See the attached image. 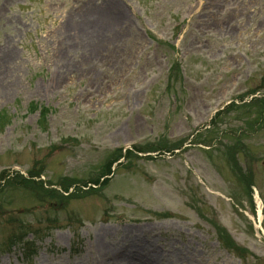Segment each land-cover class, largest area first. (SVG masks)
<instances>
[{"label": "rangeland", "instance_id": "rangeland-1", "mask_svg": "<svg viewBox=\"0 0 264 264\" xmlns=\"http://www.w3.org/2000/svg\"><path fill=\"white\" fill-rule=\"evenodd\" d=\"M254 98L264 0H0V264H264Z\"/></svg>", "mask_w": 264, "mask_h": 264}, {"label": "trees", "instance_id": "trees-1", "mask_svg": "<svg viewBox=\"0 0 264 264\" xmlns=\"http://www.w3.org/2000/svg\"><path fill=\"white\" fill-rule=\"evenodd\" d=\"M249 104H251V105H255V107L256 106H258L260 109H259V111L257 112V113H260V110L262 109V111L261 112H264V99H258V100H254L253 102H251V103H249ZM234 106V104L232 105V107ZM33 107V106H32ZM36 109V107H33V109ZM41 113H42V115H46V114H48L47 113V111L45 110V108H43L42 110H41ZM116 156V157H115ZM114 157H112L113 158V160H115V161H117L118 159H120L121 158V156H122V152H121V150H117L116 151V155H115ZM233 161H235V159H233ZM108 171H110V167H108ZM98 182V181H97ZM96 182V183H97ZM106 182V181H105ZM220 229V228H219ZM221 242L224 244L225 242H223L222 240H221Z\"/></svg>", "mask_w": 264, "mask_h": 264}, {"label": "bare ground", "instance_id": "bare-ground-1", "mask_svg": "<svg viewBox=\"0 0 264 264\" xmlns=\"http://www.w3.org/2000/svg\"><path fill=\"white\" fill-rule=\"evenodd\" d=\"M112 7V9L113 10H117V12H118V16H123V11H121V9L120 8H118V9H116L117 8V6L116 5H114V6H111ZM116 7V8H115ZM120 18H122V17H120ZM123 19V18H122ZM85 28V27H84ZM89 47H90V52H91V48H93L94 49V41L93 40H91V41H89ZM90 52H89V54H90ZM9 82V81H8ZM141 247H143V246H141ZM141 247H140V249H141Z\"/></svg>", "mask_w": 264, "mask_h": 264}]
</instances>
